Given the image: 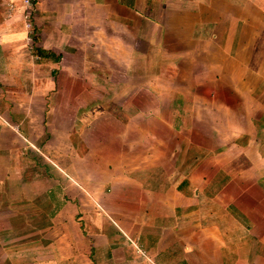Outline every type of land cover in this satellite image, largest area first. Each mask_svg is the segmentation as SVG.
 <instances>
[{"label": "crops", "instance_id": "crops-1", "mask_svg": "<svg viewBox=\"0 0 264 264\" xmlns=\"http://www.w3.org/2000/svg\"><path fill=\"white\" fill-rule=\"evenodd\" d=\"M0 15V264H264V0Z\"/></svg>", "mask_w": 264, "mask_h": 264}, {"label": "built area", "instance_id": "built-area-1", "mask_svg": "<svg viewBox=\"0 0 264 264\" xmlns=\"http://www.w3.org/2000/svg\"><path fill=\"white\" fill-rule=\"evenodd\" d=\"M22 1H23V4L25 5L27 10H32L33 9L35 0H22ZM25 16H26V18H28L29 17V13L27 12ZM26 26L29 27V23H26Z\"/></svg>", "mask_w": 264, "mask_h": 264}, {"label": "rangeland", "instance_id": "rangeland-1", "mask_svg": "<svg viewBox=\"0 0 264 264\" xmlns=\"http://www.w3.org/2000/svg\"><path fill=\"white\" fill-rule=\"evenodd\" d=\"M29 17H30V16H29ZM0 18H1V15H0ZM29 24H30V29H31L32 25H31L30 18H29ZM154 39L156 40L157 38H154ZM178 54H179V53H178ZM177 56H178L177 54H173L172 56L169 54L168 57H172L173 59H176ZM160 68H162V66H160ZM156 71H157V70H156Z\"/></svg>", "mask_w": 264, "mask_h": 264}]
</instances>
